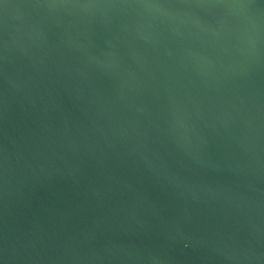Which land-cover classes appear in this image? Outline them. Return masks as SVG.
<instances>
[{"label":"water","instance_id":"obj_1","mask_svg":"<svg viewBox=\"0 0 264 264\" xmlns=\"http://www.w3.org/2000/svg\"><path fill=\"white\" fill-rule=\"evenodd\" d=\"M0 264H264V0H0Z\"/></svg>","mask_w":264,"mask_h":264}]
</instances>
